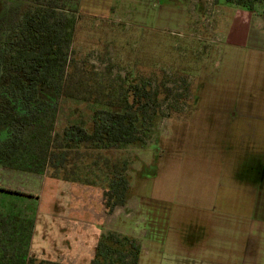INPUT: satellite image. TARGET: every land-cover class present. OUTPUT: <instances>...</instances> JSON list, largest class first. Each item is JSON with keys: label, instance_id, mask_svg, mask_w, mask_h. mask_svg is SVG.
<instances>
[{"label": "rangeland", "instance_id": "rangeland-1", "mask_svg": "<svg viewBox=\"0 0 264 264\" xmlns=\"http://www.w3.org/2000/svg\"><path fill=\"white\" fill-rule=\"evenodd\" d=\"M12 1L0 0V14ZM19 1L27 7L53 3L77 20L66 53L70 85L82 80L85 92L81 100L61 99L56 126L88 119L95 100L109 102L108 89L110 97L121 94L128 72L153 75V88L161 80L174 93H187V103L161 104L164 116L143 147L101 151L99 166L80 164L81 181L0 164V213L12 208L34 219L30 254L86 264L102 236L114 233L143 250L141 264H158L178 238L211 229L210 241L225 244L233 229L264 235V2ZM180 61L199 68L198 78L193 68L182 75ZM171 104L191 112L172 120ZM116 160L128 164L130 198L109 212L104 195L111 175L103 164Z\"/></svg>", "mask_w": 264, "mask_h": 264}, {"label": "trees", "instance_id": "trees-1", "mask_svg": "<svg viewBox=\"0 0 264 264\" xmlns=\"http://www.w3.org/2000/svg\"><path fill=\"white\" fill-rule=\"evenodd\" d=\"M255 1L264 2H240L252 6ZM10 4L0 14V164L81 181L84 168L80 164L99 166L101 151L110 154L128 145L143 147L150 128L157 127L164 116L160 112L162 103L168 99L187 103V93H174L164 81L153 88L149 80L153 75L136 71L132 76L128 72L120 95L110 97V88L109 102L95 100L88 119L56 126L61 99L81 100L85 92L82 80L74 89L70 85L66 53L74 40L77 20L74 15L58 13L53 3L27 7L14 0ZM180 64L182 75L189 76V68H193L197 74L194 79L198 78L199 68ZM186 88L197 90L192 85ZM92 94L99 98L98 92ZM197 99L196 95L195 102ZM188 104L193 107L191 102ZM170 106L173 111L168 115L175 121L191 112H178L173 104ZM103 166L111 175L104 195L106 209L111 212L130 198V179L125 174L128 164L116 160L106 161ZM33 228V218L12 208L6 214L0 213V264H67L30 254ZM132 240H122L114 233L102 236L94 257L86 264H139L141 248Z\"/></svg>", "mask_w": 264, "mask_h": 264}, {"label": "crops", "instance_id": "crops-1", "mask_svg": "<svg viewBox=\"0 0 264 264\" xmlns=\"http://www.w3.org/2000/svg\"><path fill=\"white\" fill-rule=\"evenodd\" d=\"M210 228V226L208 227ZM230 234L228 244L223 240L210 241L214 237L211 231L205 236H192L188 238H178L179 242L173 252L163 254L159 258L158 264H264L261 247H264V235L260 231V238L255 233L245 232L243 235L239 230ZM185 234V233H184ZM256 236V238L254 237ZM250 238V239H249ZM252 238L254 240H252ZM252 245L255 247L253 248ZM143 250L141 251V253ZM150 254L148 247L145 251ZM159 256V255H158ZM91 260V257L88 261ZM139 264H141L139 262Z\"/></svg>", "mask_w": 264, "mask_h": 264}, {"label": "flooded vegetation", "instance_id": "flooded-vegetation-1", "mask_svg": "<svg viewBox=\"0 0 264 264\" xmlns=\"http://www.w3.org/2000/svg\"><path fill=\"white\" fill-rule=\"evenodd\" d=\"M190 58H192V57H190ZM195 87H196V84H195ZM196 88H198V87H196ZM264 169V168H263ZM262 176H264V172L262 173ZM264 178V177H263Z\"/></svg>", "mask_w": 264, "mask_h": 264}]
</instances>
